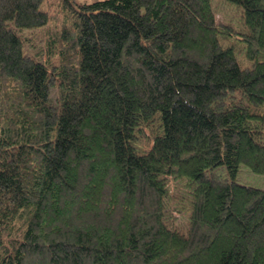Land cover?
Instances as JSON below:
<instances>
[{
	"label": "trees",
	"instance_id": "obj_1",
	"mask_svg": "<svg viewBox=\"0 0 264 264\" xmlns=\"http://www.w3.org/2000/svg\"><path fill=\"white\" fill-rule=\"evenodd\" d=\"M44 2L0 0V264H264V0Z\"/></svg>",
	"mask_w": 264,
	"mask_h": 264
},
{
	"label": "rangeland",
	"instance_id": "obj_2",
	"mask_svg": "<svg viewBox=\"0 0 264 264\" xmlns=\"http://www.w3.org/2000/svg\"><path fill=\"white\" fill-rule=\"evenodd\" d=\"M93 1L96 0H76L77 3H91ZM44 7L49 13L48 25L50 26H52L54 22H57L58 17L62 18L64 15L61 14V12L63 11L61 0H45ZM48 28L49 26L36 30L26 31V35L27 37H29L32 43H39L41 44V48H43L46 43ZM236 181L239 184L264 189V174L253 172L246 166L240 167L239 172L236 176ZM171 189L174 190L173 184H171Z\"/></svg>",
	"mask_w": 264,
	"mask_h": 264
}]
</instances>
